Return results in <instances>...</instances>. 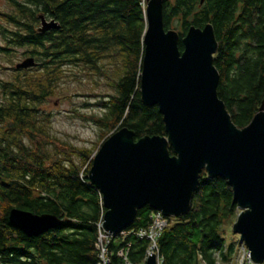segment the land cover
<instances>
[{
    "label": "trees",
    "instance_id": "trees-1",
    "mask_svg": "<svg viewBox=\"0 0 264 264\" xmlns=\"http://www.w3.org/2000/svg\"><path fill=\"white\" fill-rule=\"evenodd\" d=\"M8 4L5 20L12 28L0 26V37L23 47L37 65L15 69L22 72L0 81V264H97V223L104 208L100 192L87 178L93 154L122 126L134 130L136 139L166 134L158 106L144 105L140 95L146 0ZM39 15L55 19L59 28L37 31ZM163 22L166 30L179 32L180 50L191 25H213L218 95L232 121L246 126L264 100V0H165ZM0 53L9 56L12 51L3 48ZM76 69L104 79L113 90L98 102L105 108L103 114L83 115L100 127L99 138L89 146L52 137L40 110L64 80L76 76ZM13 207L55 214L64 223L28 237L10 222ZM151 213L149 206L139 209L126 230L147 227ZM237 213L227 181L202 171L191 209L168 218L157 239L160 264L228 262L235 244L227 243L226 225L233 224ZM126 242L129 262L142 264L150 242L135 234L108 239L109 264H123L117 251L126 248Z\"/></svg>",
    "mask_w": 264,
    "mask_h": 264
},
{
    "label": "water",
    "instance_id": "water-1",
    "mask_svg": "<svg viewBox=\"0 0 264 264\" xmlns=\"http://www.w3.org/2000/svg\"><path fill=\"white\" fill-rule=\"evenodd\" d=\"M164 2L146 0L140 95L144 105L158 106L166 134L136 139L134 130L122 126L93 154L87 178L102 197V228L108 236L118 234L145 206L167 218L187 214L205 171L232 188L238 207L232 230L251 260L264 263V100L252 120L238 127L218 95L213 25H191L180 50L179 32L164 27ZM39 19V32L59 28L53 18ZM36 65L34 57H26L15 67ZM9 220L28 237L64 223L55 214L17 207ZM158 257L148 254L143 264H160Z\"/></svg>",
    "mask_w": 264,
    "mask_h": 264
},
{
    "label": "rangeland",
    "instance_id": "rangeland-1",
    "mask_svg": "<svg viewBox=\"0 0 264 264\" xmlns=\"http://www.w3.org/2000/svg\"><path fill=\"white\" fill-rule=\"evenodd\" d=\"M9 10L8 0H0V11L7 12ZM1 24L2 27L12 28L3 17H0ZM0 44H4L2 37H0ZM23 53L24 49L18 48L15 50L14 56L10 57L11 59L8 58V55L0 53L1 80L11 78L15 73V64L23 59ZM74 72L76 76L71 75L64 80L57 90V94L47 98L40 106V110L49 121L48 128L52 137L76 146H89L99 138L100 127L95 122L85 119L83 115L103 114L105 108L98 105V102L105 95L113 93V90L104 79L91 78L86 71L81 72L79 69ZM59 146L61 147V145ZM226 239L228 244H235L234 254L228 262L221 261L219 264H244L240 236L233 232L231 224L226 225Z\"/></svg>",
    "mask_w": 264,
    "mask_h": 264
},
{
    "label": "built area",
    "instance_id": "built-area-1",
    "mask_svg": "<svg viewBox=\"0 0 264 264\" xmlns=\"http://www.w3.org/2000/svg\"><path fill=\"white\" fill-rule=\"evenodd\" d=\"M103 216V215H102ZM169 224V220L167 217H165L160 211H152L150 215V223L145 228H140L138 230H122L116 235H121L123 238L135 234V236L139 238H145L150 242L149 248L147 250V254L144 258L146 259L147 255L149 254V251H153L157 253V239L160 236L161 232L164 230L165 227ZM98 227V236H97V242L96 247L99 251V260L97 264H109L111 259L108 254V248H107V241L109 238H112L115 235H106L103 228H102V217L101 220L97 223ZM126 248H121L117 251V255L124 260L123 264H132L129 262L127 255L130 243H125ZM241 247L243 249V263L245 264H264V263H254L251 258L249 251L245 248V246L241 243ZM158 255V254H157ZM159 256V255H158ZM159 259V257H158ZM144 260L142 264L144 263ZM160 263V259H159Z\"/></svg>",
    "mask_w": 264,
    "mask_h": 264
},
{
    "label": "flooded vegetation",
    "instance_id": "flooded-vegetation-1",
    "mask_svg": "<svg viewBox=\"0 0 264 264\" xmlns=\"http://www.w3.org/2000/svg\"><path fill=\"white\" fill-rule=\"evenodd\" d=\"M7 14H8V11L7 12H2V11H0V17H3V19L5 20V18H6V16H7ZM44 16V15H43ZM39 17H40V15H39ZM46 19H48L49 20V18H46ZM40 20V19H39ZM40 23L41 22H39V24L36 26V29H37V31H38V29H39V27H40ZM0 26H3L2 24L0 25ZM6 28H7V26H5ZM5 28V29H6ZM6 49V48H8V49H10L11 51H12V53L9 55V56H14V52H15V50L16 49H18V48H23V47H18V46H15V45H13V44H11V43H8V42H6V41H4V44H0V49ZM23 56V59L24 58H26V57H31L30 55H28V56H25L24 55V53L22 54ZM22 59V60H23ZM18 63V62H17ZM16 63V64H17ZM16 64H15V66H16ZM14 66V68L16 69V67ZM17 70H23V69H17ZM19 72H22V71H15V73L16 74H19ZM0 81H1V79H0Z\"/></svg>",
    "mask_w": 264,
    "mask_h": 264
},
{
    "label": "bare ground",
    "instance_id": "bare-ground-1",
    "mask_svg": "<svg viewBox=\"0 0 264 264\" xmlns=\"http://www.w3.org/2000/svg\"><path fill=\"white\" fill-rule=\"evenodd\" d=\"M152 253H153V251L150 250V251H149V254H152Z\"/></svg>",
    "mask_w": 264,
    "mask_h": 264
}]
</instances>
